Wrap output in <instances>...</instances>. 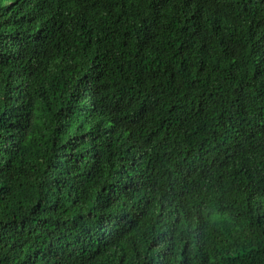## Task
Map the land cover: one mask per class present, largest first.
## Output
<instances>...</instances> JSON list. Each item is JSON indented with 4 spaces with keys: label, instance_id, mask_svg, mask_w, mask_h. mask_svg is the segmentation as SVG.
Returning <instances> with one entry per match:
<instances>
[{
    "label": "trees",
    "instance_id": "16d2710c",
    "mask_svg": "<svg viewBox=\"0 0 264 264\" xmlns=\"http://www.w3.org/2000/svg\"><path fill=\"white\" fill-rule=\"evenodd\" d=\"M0 264H264V0H0Z\"/></svg>",
    "mask_w": 264,
    "mask_h": 264
},
{
    "label": "clouds",
    "instance_id": "9594fccd",
    "mask_svg": "<svg viewBox=\"0 0 264 264\" xmlns=\"http://www.w3.org/2000/svg\"><path fill=\"white\" fill-rule=\"evenodd\" d=\"M46 1H51V0H46ZM190 1H196V0H190ZM84 7L79 1L78 3L74 4V7H73V10H77L79 12V18L80 20L84 21L85 23H87V20L85 19V14L87 12L84 11ZM59 12H55L53 14H57ZM49 22L50 23H56L58 21H61V20H58L57 18H51V16L48 18Z\"/></svg>",
    "mask_w": 264,
    "mask_h": 264
},
{
    "label": "bare ground",
    "instance_id": "6f19581e",
    "mask_svg": "<svg viewBox=\"0 0 264 264\" xmlns=\"http://www.w3.org/2000/svg\"><path fill=\"white\" fill-rule=\"evenodd\" d=\"M48 51V50H47ZM237 183V182H236ZM229 190V189H228Z\"/></svg>",
    "mask_w": 264,
    "mask_h": 264
}]
</instances>
